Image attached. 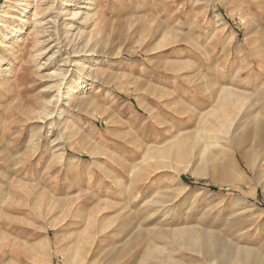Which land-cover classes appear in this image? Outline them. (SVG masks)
I'll use <instances>...</instances> for the list:
<instances>
[{
  "label": "rangeland",
  "instance_id": "374dc122",
  "mask_svg": "<svg viewBox=\"0 0 264 264\" xmlns=\"http://www.w3.org/2000/svg\"><path fill=\"white\" fill-rule=\"evenodd\" d=\"M74 2L0 0V264H213L188 249L203 235L230 264H264V189L244 163L231 188L219 155L188 168L162 152L224 87L259 91L264 120V0H80L71 29Z\"/></svg>",
  "mask_w": 264,
  "mask_h": 264
},
{
  "label": "bare ground",
  "instance_id": "6f19581e",
  "mask_svg": "<svg viewBox=\"0 0 264 264\" xmlns=\"http://www.w3.org/2000/svg\"><path fill=\"white\" fill-rule=\"evenodd\" d=\"M75 1H77V2H74L71 4V6H69L73 9L72 14H71L72 15L71 20L73 19L71 21V29L76 24V21L80 19L79 18L80 16L78 17V15H79L78 11H76L74 9L80 0H75ZM66 2H68V0H64V4H67ZM66 12L67 11H63L62 15L65 16ZM63 16H61V17H63ZM84 20H85V18L82 17L80 22H84ZM78 23H79V21H78ZM81 31L78 32L80 36L82 33ZM12 32H13V30H11V32H9V33L12 34ZM74 39H75V37H74ZM84 41H86V40H84ZM84 45H86V43ZM86 48H84V49H86ZM78 52H79V50H78ZM81 69L85 70V68H83V66L81 67ZM61 71H62V69H61ZM58 76H60V75H58ZM89 76H90V74H89ZM83 84H84V82H82L80 85H83ZM56 85H58V84L56 83ZM56 85L54 84L53 86H50V89H52L53 87L55 88ZM58 86H60V85H58ZM255 88H256V86L252 85L251 93L254 92ZM255 92H256L255 94L253 93V94L248 95V94L240 93L239 91L237 92V91L229 90L226 87L221 88L215 94V96L217 98L215 101L216 104H215L214 108H212L213 110L210 113H208L206 116H203L202 118L200 117L201 119L197 122V124L193 123L194 121H193L192 117H188V119L182 121V123H181V126L184 128L192 127L195 124L196 131H198L199 134H197L196 137L195 136L192 137V134H193L192 132H191L192 134H190V135H188V133L186 132V137L182 138V139L180 138L181 140H179V138H178L179 141L176 145H174L175 147L170 146L171 147L170 149H168L169 147L168 148L163 147V148H167L168 150L164 149L165 151H162V152L163 153L165 152L170 157L175 155L176 159H179V161L183 160V163L186 162V164L184 163L185 166L187 164H190L189 166H191V164L196 165L197 163H201V164L207 163L211 159L212 156H214V155L218 156L219 155L220 157H222L226 161V165L223 166V164H222L220 166L221 177L224 181H229V182L233 181V184H231V188H241L242 186L246 185V182H247L241 176H240V178H238L237 176L240 174H238V172L236 170H234V166H235L234 163L237 162V158H239L244 163L245 167L247 169H249L254 174L255 186H260L261 188L264 189V120L262 118H260V113H261L260 109L255 108V106L257 105V103H256L257 101H251L253 96H255L257 98H259L261 96V93L259 91L256 90ZM57 95H58V92H57ZM56 97H58V96H56ZM79 100H81V99L79 98ZM211 100H212V98H211ZM248 102H249V104L244 109V112H242L240 114V111H239L237 113V107L239 106V104H245V103L247 104ZM185 109H183V112L185 111ZM191 109L193 110V109H197V108L193 106ZM187 111L191 112L189 109H186L185 113H187ZM222 111H224V112H222ZM228 111H234L235 112L234 116L229 115ZM47 115H49V114H47ZM208 115L209 116H215L217 123L220 126H222L224 129L222 131L215 132L210 128L207 129L205 127H202L200 124L205 123L204 120H206ZM195 121H197L196 118H195ZM193 132H195L194 129H193ZM182 134L183 133H181V135ZM189 136H191L192 138H190V139H192V141L195 142L194 143L195 148H193V149H190L191 146L188 144L190 142ZM179 137H180V135H179ZM175 142H177V140ZM159 153H161V152H159ZM156 154H157V152H156ZM151 155L152 154L150 153V156ZM153 157H151L150 159H147V157L144 156L142 159V162H141V167L137 168V170L133 168L135 174H137V171L143 170L145 168V167L143 168V165H147L146 160L149 161L152 158L155 160V156H153ZM158 159H162L161 162L163 163L164 156H162ZM172 159H173V157H172ZM166 160H168V159H166ZM169 160H171V159H169ZM152 163H154V162H152ZM164 163H167V162L164 161ZM149 164H151V163L149 162ZM165 165H167V164H165ZM194 165H192V166H194ZM162 166H164V165H162ZM189 166H188V168H190ZM162 169H164V168H162ZM191 170H192V171H190L191 175H193L195 177L206 176V172L203 168L198 170V167L194 166V168H192ZM123 227H125L124 224L121 225L119 230H122ZM184 230H186V229L175 230V231H178L177 234H175L174 232L172 233L173 238L171 239V241L174 244L179 245L183 241V238H180V236L186 232L185 231V232L181 233V231H184ZM229 247L230 246L228 244H226L225 242H217L215 239H212L206 235L199 237L195 241H190V244L188 245L189 250L202 254L203 257L207 261H209L213 264H230V260H231L230 255L232 253L230 252ZM246 251L247 250H245V248H241V247L236 248V252L238 254H242L243 252H246ZM155 253L162 254V252H160L158 249H155ZM247 253H248V255H252V253H250V252H247ZM96 256H97L96 253H94V255H92L91 257H88V256L87 257L85 256L83 258L81 257V259L79 260V262L77 264H98L97 260L95 259ZM251 258L253 259V262L255 260H257V257H251ZM168 259H170V260H168ZM168 259L166 257H161L160 260H158L159 264H182L179 261L172 260L171 255H168Z\"/></svg>",
  "mask_w": 264,
  "mask_h": 264
}]
</instances>
